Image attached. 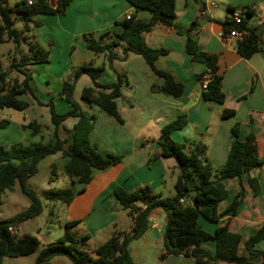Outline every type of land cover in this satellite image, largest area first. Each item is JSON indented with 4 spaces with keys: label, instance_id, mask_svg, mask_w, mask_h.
<instances>
[{
    "label": "crops",
    "instance_id": "0c3cea01",
    "mask_svg": "<svg viewBox=\"0 0 264 264\" xmlns=\"http://www.w3.org/2000/svg\"><path fill=\"white\" fill-rule=\"evenodd\" d=\"M174 1V25L157 24L151 31L143 32L142 37L148 46L166 50V53L155 59L154 65L183 84L181 95L176 97L151 92V85L161 83L162 79L141 56L129 53L124 60L115 59L111 69L105 64L104 53H95L87 47L86 35L99 39L100 34L106 31L118 33L122 27L117 22L124 20L126 14L148 20V11L136 9L126 0H72L62 13L35 15L34 19L39 24L33 28L34 39L48 50L49 59L47 62L36 63L38 74L30 72V83L35 96L43 105L23 95L21 98L27 102L24 109L3 110V116L7 117L0 118V122L5 123L0 130V145L7 147L23 140L22 125L30 120H37L52 130L48 103L52 102L59 113L70 109V105L60 95L62 82L81 64H105L96 81L110 84L119 78L122 80L117 107L123 122L98 108L89 139L100 153L119 155L122 159L103 169L93 168L88 183H80L75 177H68L69 182L65 186L71 188L72 200L64 203L43 199L44 207L40 215L15 225L17 236H36L40 249L63 235L65 222L76 221L72 228L74 234L86 237L83 248L95 257L99 243L110 237L115 230L129 231L132 224L127 210L117 201L114 194L116 187L134 190L148 186L154 194L163 197L175 194L174 182L178 174L176 162L173 158L160 155L157 140L164 124L185 114L187 122L183 127L173 130L171 137L183 143L187 151L191 144L204 145V155L214 168L222 166L226 160L231 127L235 122L240 125V140L249 134L254 135L262 165L251 168L239 177L223 179L227 195L218 203V211L223 212L233 196L242 190L236 213H224L216 221L199 214L197 221L210 232L219 225H226L230 231L241 236L238 254L254 263L262 261L261 255L249 253L245 242L264 223V51H256L249 58L242 57L235 48L237 38L227 40L223 36L222 22L230 15L228 8L238 12L248 10L250 15H243L246 25L259 32L260 45L264 48V0ZM194 22L197 26L193 27ZM188 36L196 41L200 50L216 54L217 73L221 75V87L225 94L223 103L203 99L198 76L205 72L206 65L193 61L186 52ZM42 64L47 65L48 72L41 68ZM79 82H82V88L92 84L87 74L79 77L75 88ZM45 83H52L54 91L44 87ZM224 108L233 109L234 113L222 117ZM12 110L20 113L19 116ZM65 121L59 128L62 137L68 135L73 125L66 127ZM59 159H62L60 152L45 156L38 163V171L28 178V184L39 194L46 191L42 184L45 181L50 183L49 174L53 165L56 171L53 180L58 177L56 166ZM255 184L259 189L257 193L254 191ZM49 188L51 190L56 187ZM5 193L1 197L0 210L4 205ZM10 193L22 209L29 205L30 201L21 192L19 185ZM18 211L0 216V219ZM148 220V227L143 234L129 243L132 264H203L193 256L183 254L160 257L166 251L163 232L167 215L163 209L156 208L151 211ZM202 246L210 253L215 250V244L210 240L203 242ZM255 248L264 251V239L258 241ZM37 253L38 249L26 255L5 258L3 264H33ZM49 264L73 263L67 257L57 256ZM214 264L233 263L216 261Z\"/></svg>",
    "mask_w": 264,
    "mask_h": 264
},
{
    "label": "trees",
    "instance_id": "16d2710c",
    "mask_svg": "<svg viewBox=\"0 0 264 264\" xmlns=\"http://www.w3.org/2000/svg\"><path fill=\"white\" fill-rule=\"evenodd\" d=\"M72 0H33L28 4L25 0H18L9 6L7 0H0V46L12 43V48L6 52L7 66L0 60V108L22 110L27 102L21 98L26 95L33 98L37 104L43 103L35 96L30 80L31 74L27 66L32 63L48 61V50L31 38L27 33L32 31L39 22L34 19L38 13H62ZM136 9L146 10L150 17L143 20L130 15L120 22L122 30L118 33L106 31L100 34L99 39L86 35L87 47L95 53H104L106 65L113 69L115 59L124 60L129 53H134L151 66L154 73L162 79L161 83H153L151 92L161 93L165 96L176 97L181 95L183 84L176 81L173 76L154 65L155 59L166 53L164 48L148 46L142 37L143 32L151 31L157 24L174 25L175 1L174 0H126ZM234 10L228 8L229 14ZM12 12L22 15L23 28L14 27ZM245 17L250 15L244 11ZM243 17L240 23L234 22L230 15L222 22L223 36L231 29H239L245 32L242 39L237 40L236 51L244 58H249L253 53L264 48L260 45L259 32L246 25ZM192 26H197L194 22ZM191 26V27H192ZM106 37L110 39L107 40ZM106 40L103 42V39ZM23 42L26 49L23 48ZM121 46V53L115 48ZM186 52L193 61L203 62L206 70L198 76L201 84L203 77L208 75L206 87L202 89V97L205 100L223 103L225 94L221 87V75L217 73V56L207 53L197 47L196 41L187 37ZM93 66L81 64L75 67L71 76L61 85L60 95L70 105V109L59 113L52 102H49L53 129L37 120H30L22 125L23 131L30 136L40 135L38 141L15 143L10 146L0 145V201L3 193L11 191L19 185L21 192L29 199V205L10 217L0 219V264L5 258L16 257L32 253L38 249L33 264H49L53 257L64 256L73 264H132L129 253V243L140 237L147 229L149 215L152 210L161 208L167 215V221L163 232V240L166 251L160 255L183 254L193 256L195 260L203 264H214L216 261H225L233 264H264V251L255 248V244L264 239V223L245 242L250 254L261 255L262 261L254 263L247 257L237 252L240 234L232 232L226 225L217 226L213 232L202 228L197 221L199 214L209 220L216 221L222 214L236 213L243 192H237L223 212L218 211V203L227 195L223 179L240 176L242 173L255 166L262 165L263 161L258 157L257 145L253 134H249L244 140L239 139V122L231 127V138L228 153L222 166L214 168L204 155V145L191 144L189 150H185L183 143L173 140L171 132L185 125V114L164 124L160 129L157 146L160 155L173 158L176 162L178 174L174 182L175 194L163 197L154 194L148 186H141L134 190L116 187L114 194L121 206L127 210L132 224L129 231L115 230L113 234L95 249V257L84 249L85 239L76 236L72 230L76 221H67L64 224V233L55 242L46 244L39 249V240L34 235L25 234L17 236L8 230L10 225H18L41 214L43 211V199L59 200L69 203L73 198L70 187L56 188L39 194L28 184V178L38 171L39 161L47 155L60 152L63 161L62 167L69 178L75 177L80 183H88L91 180L93 168L103 169L119 163L121 156L115 154H102L95 145L90 143L91 131L95 115L85 111L80 102L74 97L75 84L82 74H87L92 84L81 90L80 98L91 105L97 106L106 115L114 117L119 122L123 119L117 107V99L121 96L122 80L110 84H100L96 78L104 65ZM234 113L233 109L224 108L222 117H228ZM73 117L76 121L70 128L68 135L62 137L59 133L61 123ZM5 123L0 122V126ZM44 134L49 139L44 141ZM56 176L55 166L51 167L52 180ZM254 191H259L257 185ZM190 198L191 203L186 202ZM213 241L215 250L207 251L203 246L205 241Z\"/></svg>",
    "mask_w": 264,
    "mask_h": 264
},
{
    "label": "rangeland",
    "instance_id": "374dc122",
    "mask_svg": "<svg viewBox=\"0 0 264 264\" xmlns=\"http://www.w3.org/2000/svg\"><path fill=\"white\" fill-rule=\"evenodd\" d=\"M16 1H18V0H7V3H8L9 6H12ZM11 15H12V17L14 19V27L16 29H18V30H21L23 28V25H24L23 20H22V15L17 13V12H12ZM25 33H27L28 37L30 36L32 38L33 35H34V29H32V31L25 32ZM25 44L26 43L23 42L22 46H23L24 49H26V45ZM11 48H12V43L2 44V46L0 48V54H1V58H2L4 66H7V64H8V58L6 57V52L9 51ZM120 49H121V47H116L115 48V50L118 51V53H121ZM37 66L38 65L36 63H32V64H29L27 66V69H28L29 72H32L34 75H37L38 74ZM41 66H42L41 68H43V70L48 72L46 64H42ZM49 79L50 80H54L53 77H49ZM34 85L36 86L35 83H34ZM43 85H44V87L49 88V90L54 91V87H53L52 83L51 84L50 83L49 84L45 83ZM82 86H83L82 82L77 83L76 88H75V92H74V97H75V99L77 101L80 102V104L82 105V108L85 111H87V113L95 114L97 109H98V107L95 106V105H91V104H89L87 102H84L80 98ZM39 90L41 91V89H39ZM54 96H56V95H54ZM3 110H11V109H5V108L1 109L0 108V118L1 119L3 117H7V116H3V114H4ZM12 111L16 112V114H17L16 116H19L20 113H17V111H14V110H12ZM74 121H75V118L69 117L68 119H66L64 124H65L66 127H70L74 123ZM1 127L2 126H0V130H1ZM23 132H24V138H23V140H21L18 143H26V142H29V141H38L40 139V135L30 136L27 131H23ZM48 139H49L48 135H45L44 136V141H47ZM62 164H63L62 159H59V161L57 162V166H56L58 177L55 180H53V179L49 180L50 183L45 181L42 184L44 187H46V191H48L50 189L49 187L64 188V187H66L65 186L66 183L69 182L68 176L64 172ZM49 175H51V173ZM56 188H54V189H56ZM5 194H6V197L3 198L4 199V201H3L4 205L2 206V210H0V216L1 217L8 216V215L12 214L14 211L22 209L21 204H18V203H16L14 201V196L10 193V191H7Z\"/></svg>",
    "mask_w": 264,
    "mask_h": 264
},
{
    "label": "built area",
    "instance_id": "2783aa9c",
    "mask_svg": "<svg viewBox=\"0 0 264 264\" xmlns=\"http://www.w3.org/2000/svg\"><path fill=\"white\" fill-rule=\"evenodd\" d=\"M28 4L32 3L33 0H25ZM131 14H126L125 15V18H129ZM243 12H237V11H233L231 14H230V17L231 19L236 22V23H240L243 19ZM244 34L245 32L243 30H239V29H231L228 33L225 34V39L229 40L230 38H233V37H236L237 40L239 39H242L244 37ZM207 80H208V75H205L203 77V80H202V83H201V87L202 89L206 87V83H207ZM186 202H189L191 203V199L190 198H187L186 199ZM8 230L10 232H12L13 234H16L17 235V229L15 226L13 225H10L8 227Z\"/></svg>",
    "mask_w": 264,
    "mask_h": 264
}]
</instances>
